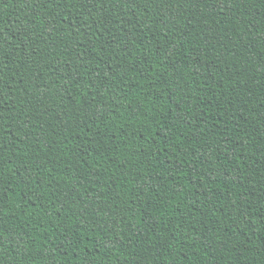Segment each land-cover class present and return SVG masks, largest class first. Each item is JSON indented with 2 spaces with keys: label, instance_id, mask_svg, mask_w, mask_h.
I'll use <instances>...</instances> for the list:
<instances>
[{
  "label": "trees",
  "instance_id": "1",
  "mask_svg": "<svg viewBox=\"0 0 264 264\" xmlns=\"http://www.w3.org/2000/svg\"><path fill=\"white\" fill-rule=\"evenodd\" d=\"M0 264H264V0H0Z\"/></svg>",
  "mask_w": 264,
  "mask_h": 264
}]
</instances>
